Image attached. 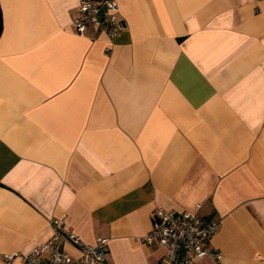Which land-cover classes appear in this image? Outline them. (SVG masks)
Listing matches in <instances>:
<instances>
[{"label":"crops","instance_id":"crops-1","mask_svg":"<svg viewBox=\"0 0 264 264\" xmlns=\"http://www.w3.org/2000/svg\"><path fill=\"white\" fill-rule=\"evenodd\" d=\"M78 1L0 0V264L51 217L109 264H159L156 207L218 219L222 264H264V0H116L114 38L71 28Z\"/></svg>","mask_w":264,"mask_h":264},{"label":"built area","instance_id":"built-area-1","mask_svg":"<svg viewBox=\"0 0 264 264\" xmlns=\"http://www.w3.org/2000/svg\"><path fill=\"white\" fill-rule=\"evenodd\" d=\"M116 0H79L77 13L71 19V28L83 33L88 26L114 38L124 25ZM200 205L197 204V207ZM51 235L28 252L21 254L22 264H109L108 239L99 237L93 244L81 240L65 224L63 217L49 219ZM220 222L196 211L168 210L156 207L152 212L151 230L144 236L147 243H156L164 250L159 264H194L195 259L207 257L222 264L220 250L207 244L208 239L219 229ZM64 240L78 248L71 255L63 246ZM13 254L5 255L9 261Z\"/></svg>","mask_w":264,"mask_h":264},{"label":"trees","instance_id":"trees-1","mask_svg":"<svg viewBox=\"0 0 264 264\" xmlns=\"http://www.w3.org/2000/svg\"><path fill=\"white\" fill-rule=\"evenodd\" d=\"M1 29H2V12L0 8V33H1Z\"/></svg>","mask_w":264,"mask_h":264}]
</instances>
